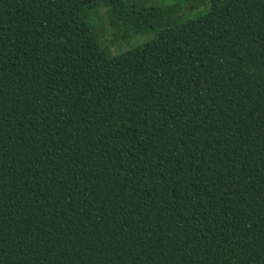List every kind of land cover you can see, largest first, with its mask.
Here are the masks:
<instances>
[{
  "label": "trees",
  "instance_id": "obj_1",
  "mask_svg": "<svg viewBox=\"0 0 264 264\" xmlns=\"http://www.w3.org/2000/svg\"><path fill=\"white\" fill-rule=\"evenodd\" d=\"M207 1L0 0V264H264V0Z\"/></svg>",
  "mask_w": 264,
  "mask_h": 264
},
{
  "label": "rangeland",
  "instance_id": "obj_2",
  "mask_svg": "<svg viewBox=\"0 0 264 264\" xmlns=\"http://www.w3.org/2000/svg\"><path fill=\"white\" fill-rule=\"evenodd\" d=\"M136 2L142 1V4H147L149 6L153 5H174L178 4L179 9L176 12V16L182 18H195L200 14L206 12L209 8V2L205 0L204 3L200 5H194L193 1L187 0H134ZM193 8V9H192ZM94 19L97 21V31L99 32L103 42L109 45L110 50L113 54L125 52L154 36V33L138 34L136 36L130 37L125 42L121 37V30L118 28V19L116 18V13L111 10L110 6L107 4H100L95 8L93 12ZM94 20V21H95Z\"/></svg>",
  "mask_w": 264,
  "mask_h": 264
}]
</instances>
